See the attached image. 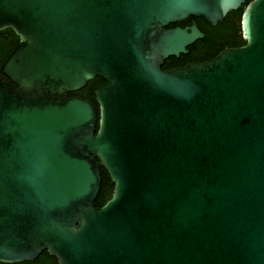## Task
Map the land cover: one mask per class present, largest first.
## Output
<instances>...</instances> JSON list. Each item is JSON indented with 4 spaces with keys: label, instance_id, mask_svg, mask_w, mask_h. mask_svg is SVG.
I'll return each instance as SVG.
<instances>
[{
    "label": "water",
    "instance_id": "obj_1",
    "mask_svg": "<svg viewBox=\"0 0 264 264\" xmlns=\"http://www.w3.org/2000/svg\"><path fill=\"white\" fill-rule=\"evenodd\" d=\"M243 2V44L161 67L204 35L169 23ZM6 27L0 261L264 264V0H0Z\"/></svg>",
    "mask_w": 264,
    "mask_h": 264
},
{
    "label": "trees",
    "instance_id": "obj_2",
    "mask_svg": "<svg viewBox=\"0 0 264 264\" xmlns=\"http://www.w3.org/2000/svg\"><path fill=\"white\" fill-rule=\"evenodd\" d=\"M244 6L245 2H243L236 9L228 10L223 19L218 21L216 24H211L202 16L189 15L185 22L191 23L192 21H196L199 29L204 32V36L197 39V45L193 49L195 50L197 48V50L194 51V54H192V52H181L179 55H169L164 59L161 67L170 68L177 65H183L194 58L199 59L197 61H202L215 56L223 48V46L226 47V45L236 46L243 44L245 39L243 38L241 32L240 16ZM177 23L178 21L171 22L169 23V26L177 25ZM10 35V38L7 39L3 34H0V65L7 57L8 53L12 50L13 46L19 42L18 36L12 29L10 31ZM0 79L3 83H6L7 81L8 83L11 82V80L4 75L1 70ZM102 81L103 79L101 77L95 76L88 80L84 86L72 91L71 93L91 99L98 111V104L95 101L94 90L98 83ZM100 172V187L94 199V203L96 205L102 204L111 195L113 189L109 173L103 167H100ZM0 264H58V261L56 256L49 253L47 249H43L37 257L33 259H24L16 262L0 261Z\"/></svg>",
    "mask_w": 264,
    "mask_h": 264
},
{
    "label": "flooded vegetation",
    "instance_id": "obj_3",
    "mask_svg": "<svg viewBox=\"0 0 264 264\" xmlns=\"http://www.w3.org/2000/svg\"><path fill=\"white\" fill-rule=\"evenodd\" d=\"M189 16V15H188ZM187 16V17H188ZM187 17H185L184 19H181V20H179L178 21V23H177V25H182V24H186L187 22H185V20L187 19ZM195 20V19H194ZM196 22V21H195ZM174 26V25H173ZM10 31H11V28L10 27H6V28H4V29H1L0 30V34H3L4 35V37L5 38H7V39H9L10 38ZM204 36V35H203ZM202 36V37H203ZM201 38V37H200ZM197 39H199V38H197ZM197 39H195L192 43H190V44H188L186 47H187V53H191L192 52V54H194V51H196L197 50V48L195 49V50H193L194 48H195V46L197 45ZM19 40V39H18ZM14 42V41H13ZM12 42V43H13ZM226 46H230V45H226ZM223 48H224V46H223ZM197 52H199V51H197ZM196 52V53H197ZM181 53V52H180ZM197 60H199V59H196V58H194V59H192V60H190L189 62H192V61H197ZM6 84H13V82L11 81V82H9L8 83V81L6 82Z\"/></svg>",
    "mask_w": 264,
    "mask_h": 264
}]
</instances>
